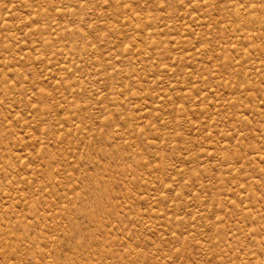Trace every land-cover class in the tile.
I'll return each instance as SVG.
<instances>
[{"label": "rangeland", "instance_id": "1", "mask_svg": "<svg viewBox=\"0 0 264 264\" xmlns=\"http://www.w3.org/2000/svg\"><path fill=\"white\" fill-rule=\"evenodd\" d=\"M0 264H264V0H0Z\"/></svg>", "mask_w": 264, "mask_h": 264}]
</instances>
